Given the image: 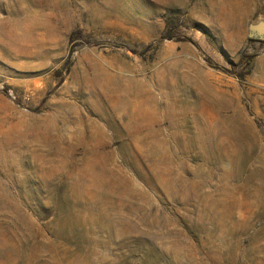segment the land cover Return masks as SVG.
Masks as SVG:
<instances>
[{
	"label": "rangeland",
	"instance_id": "374dc122",
	"mask_svg": "<svg viewBox=\"0 0 264 264\" xmlns=\"http://www.w3.org/2000/svg\"><path fill=\"white\" fill-rule=\"evenodd\" d=\"M257 23L264 0H0V264H264Z\"/></svg>",
	"mask_w": 264,
	"mask_h": 264
},
{
	"label": "water",
	"instance_id": "95a60500",
	"mask_svg": "<svg viewBox=\"0 0 264 264\" xmlns=\"http://www.w3.org/2000/svg\"><path fill=\"white\" fill-rule=\"evenodd\" d=\"M248 37L264 40V24L257 23L254 25H248Z\"/></svg>",
	"mask_w": 264,
	"mask_h": 264
},
{
	"label": "trees",
	"instance_id": "16d2710c",
	"mask_svg": "<svg viewBox=\"0 0 264 264\" xmlns=\"http://www.w3.org/2000/svg\"><path fill=\"white\" fill-rule=\"evenodd\" d=\"M249 62V61H248ZM248 62H246V63H248Z\"/></svg>",
	"mask_w": 264,
	"mask_h": 264
}]
</instances>
